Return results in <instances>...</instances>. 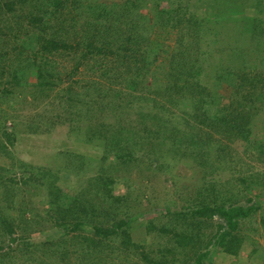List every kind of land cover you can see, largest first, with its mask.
<instances>
[{"label":"rangeland","instance_id":"rangeland-1","mask_svg":"<svg viewBox=\"0 0 264 264\" xmlns=\"http://www.w3.org/2000/svg\"><path fill=\"white\" fill-rule=\"evenodd\" d=\"M93 1L103 4L111 0ZM255 1L261 2V8L264 7V0L134 1L138 13L146 18V24L128 17V26L134 24L137 33L134 32L132 37L135 41H129L132 58L126 65L120 56L117 57L118 50L116 56L104 58L103 66L98 65L96 54L80 61L79 51L72 55L69 51L59 50L46 53L42 52L39 44H35L33 50L24 47L21 51L17 46L20 40L0 32V71L3 70L0 82L10 78L12 69H19L22 77L28 70L26 66L32 64L36 56L41 61L46 53L47 60L53 62L52 73L46 78L49 86H43L45 90L42 92L39 87L33 86L35 75L29 73V77L27 75L21 79L19 86L7 85L11 93H0V114L3 111L11 114V109L17 108L14 119L5 124L10 132L16 133L13 145L3 137L1 129L4 128L0 127V140H5L7 144L6 153H0V166L14 163V157L15 163L18 158H33L35 164L52 170L50 175L56 179L55 187L62 197L77 196L81 203L84 197L82 191L93 193V181L99 174L111 177L115 195L120 196L133 187H140L147 194L141 197V203L131 199L125 206L107 201L109 213L116 214L107 215L104 211L95 217L87 214L82 219L83 230L76 232L71 230V226L67 229L70 231H66L57 225V215L53 211L56 203L52 202L48 187L18 181V184L14 183L15 193L5 199L4 189L0 185V220L4 218V222L11 223L13 227L10 233L6 229L8 224L5 228L0 222V235L2 233L6 244L12 246L10 258L4 264H94L92 258L82 262L83 249L75 248V237L78 233L91 234L94 220L109 225L113 221L126 219V212L136 216L128 227L131 242L145 247L148 260L131 247L125 249L119 244L120 236H113L110 242L115 251L104 256L102 264H196L201 258L203 264H264V208L258 205L259 198L261 201L264 199L263 188H260L264 162L257 159L259 145L264 144V101L260 103L257 100L258 93L264 92V63L261 65L255 60L257 56L264 59V24L260 26L252 21L253 18L264 19V8L260 12L257 11L261 8L248 9L250 18L243 19V6ZM88 3L89 0H83L77 10L83 11V6ZM33 4V0H28L27 4L16 7V11L6 17L11 18L10 22L15 25L18 14L19 24L24 20L26 23L27 12H34ZM178 7L185 8L179 15L175 13ZM69 11L75 13L73 7L64 12ZM161 12H166L164 17L168 19L167 24L162 23L164 17ZM81 16L83 18L76 25L84 40H87L92 30V26L87 25L90 13L86 11ZM178 16L182 20L172 25ZM64 17L67 18L66 15ZM210 21H215V24L212 26ZM193 22L198 27L205 24L209 29L198 35ZM0 25L4 32L6 25L1 21ZM194 35L195 40H191L189 36ZM41 37L44 38L41 42H45L49 34ZM24 40L26 42L27 39L22 38V42ZM186 46L190 50L193 48V57L199 59L200 65L179 75L182 79L176 82V74L171 73L177 71L176 67L179 66L176 59ZM79 62V70L71 73ZM135 62H138V66L145 63L152 66L139 69ZM36 63L38 66L42 64ZM125 67L129 68V73L126 70L127 76L122 78L119 75L124 74ZM107 68H121L117 70L116 81L105 78L108 77L105 75ZM221 74L222 77L218 78ZM26 82L29 83L27 87ZM2 87L3 84L0 85ZM243 96L246 98L243 99ZM250 107L253 108L249 114L252 118L248 120L246 114ZM204 110L208 111L209 116L215 113L220 116L221 113L232 118L245 128V134L231 132V136L225 137L223 125L215 123L213 119L200 124L193 116L203 114ZM61 113L62 118L55 121V117ZM38 114L40 116L35 118ZM32 118L40 120L42 125L58 123L48 133L51 139L27 132L26 127ZM63 122L65 124L62 125ZM110 136L120 138L122 143H113L108 138ZM163 139L166 140L159 144ZM201 142L210 146L203 151L204 155H200L201 152L197 154L195 150ZM49 144L50 148L73 154V163L66 165L61 156L52 155L55 153L53 151H46L43 157L36 155V150L49 148ZM118 144L132 148L133 155L137 157L133 160L135 165L125 160L117 161L115 157L109 156L107 160L103 157L104 153L109 154L111 150L119 148ZM158 144L157 150L161 149V154L168 152L169 161L160 159L159 164L163 166L150 165L156 156L152 153L149 159V149L156 150ZM107 147L111 149L110 152H105ZM18 167L15 165L13 168ZM63 172H69V177H63ZM10 176L18 180L17 173ZM207 186L210 193L213 187L223 197L229 195L230 205L258 207L255 212L240 219L239 229L235 233L243 236V242L237 254L223 252L213 238L221 222L218 216L208 219L209 224L200 228L196 247L192 250L190 245L187 248L189 252L178 247L172 233L147 229L148 219H153L158 227H173L171 219L175 221L174 217L162 216V212L158 214L159 211L164 207H169L171 211L184 209L196 198L197 190ZM247 198L252 201L248 202ZM217 202L220 200L217 199ZM61 203L66 204L67 201H57L58 205ZM229 204L226 203V206ZM25 242L33 245L30 248L34 251L33 259L19 254L18 245ZM164 246L175 247L174 257L159 252L158 249ZM4 250H8V247L5 246ZM37 259L41 262H36Z\"/></svg>","mask_w":264,"mask_h":264},{"label":"trees","instance_id":"trees-1","mask_svg":"<svg viewBox=\"0 0 264 264\" xmlns=\"http://www.w3.org/2000/svg\"><path fill=\"white\" fill-rule=\"evenodd\" d=\"M134 1L137 0H121L120 2L111 0L110 2H104L103 4H98V2L89 0V3L83 6L85 8L84 10L78 11L77 6L80 5L81 2L83 3V0H33L34 4L32 6L34 12L31 11L27 12V17L25 16L27 22L24 23L25 22L24 20L23 23L21 21L19 24L18 22L19 15L14 13L16 14L17 17L14 20L15 25H12V22H10L11 18H7L6 15L15 12L16 7L27 4L28 0H0V21L4 25H6V28H4V32L1 29V25H0V32H2L3 34H10L13 39L20 40L17 46L21 49V51L23 50L24 47H28L33 50L34 49L33 46L35 44H39L42 52L52 53L53 51L59 50L62 52L69 51L68 53L72 55L73 53L78 54L79 51V55H80L79 58L81 60L88 58L89 57L88 55L96 54L95 58L98 61V65L103 66L104 58L108 55L116 56V51L118 50L119 52L117 53V57L120 56L122 58V61H124V64L126 65V63L130 61L129 59L132 58V51L129 48L130 47L129 41L134 40L132 38L133 34L137 33L134 24L128 26V23L130 21L128 17L131 16L134 19H137L138 22H142L143 24H146L145 22L146 18L138 13V8L137 5H135L136 2ZM223 2L229 3L230 1H223ZM70 7H73L75 13L73 11L64 12L66 9ZM253 8L254 9L261 8V2L258 1H255V3L248 2L246 6H243V10L245 11L243 13L244 14L243 19L250 18L249 15L251 14H249L247 11H249L248 9H253ZM262 8L261 10L258 9L257 12L263 11ZM183 9L185 8L178 7L176 8L175 13L179 15L178 13L179 12L182 13ZM86 11L90 13V18H87V20L90 21L87 22V25L92 26V30H91V36L89 35L88 39L84 40L83 36L80 33V30L77 29L76 24L78 21L81 20V18H83L81 16L82 13H85ZM165 13L166 12H161V16L164 17ZM64 15H66L67 18H65ZM215 18L221 20V18L217 16ZM190 19H193V17H190ZM190 19H185V20L189 21ZM181 20L182 19L180 18V16H178L176 18V21L173 22L172 25H175L174 23L180 22ZM252 21L260 26L264 24V19L256 20L255 18H253ZM162 23L167 24L168 19L164 17ZM193 24L194 26L197 27L198 35L204 34V31L209 29L208 26L206 27L205 24L204 27L202 26L198 27L194 22ZM210 24L213 26L215 24V21H210ZM193 28L194 27H192L191 29L193 30ZM43 34L44 35L49 34V37H47L48 39L46 38L47 41L45 42H41V40L44 39L41 37ZM195 35L189 36L190 39L195 40L194 39V37H196ZM22 38L24 39L26 38L27 43L25 42V40L22 42ZM114 45L116 46L115 49L113 48ZM185 49H183L179 53L178 59H176L179 66L176 67L177 71L175 70L171 73V74H176L174 77L176 82L182 79V77L179 75H183L184 72L188 70H193L194 67L200 65L198 63L199 59L196 58L195 56L193 57L194 55L193 48L192 50H190L189 47L186 46ZM1 56L2 54H0V57ZM37 58L38 57L36 56V58L33 60V63L28 64L26 66L28 67V70L26 71V74H23L22 77H20V73H18L19 69L16 70L12 69L9 74L10 78L4 82H0V85L2 84L4 85V87L0 88L1 89L0 93H3L4 95L11 93V90H9L7 85L11 84V85L19 86L22 82L21 79L27 77V75L29 77L30 76L29 73H33L35 75V83L33 84V86L42 88L43 86L49 85V82L46 81V78L47 75L50 76L52 73L50 69L53 62L51 63V61L47 60L48 58H46V61L42 64H39L38 66L36 63ZM173 58L171 60H173ZM255 60L256 61L258 60V62L261 65L264 63V59L262 57L257 56ZM135 63L136 66L139 65L138 62ZM245 64L248 63L246 62ZM79 65L80 62L76 67L74 65V69L71 73L77 72ZM151 66H152L151 63H145L142 66H138V68L144 69V68H149ZM34 67H36V70H34ZM244 68L245 66L242 64V69ZM118 69L121 68H111V70L107 68L105 75H107L108 77L105 78L116 81ZM255 69L256 68L254 66L253 70ZM123 70H124V74L122 75V73H120L119 75L122 78L127 76L126 70H128L129 73V68L125 67V69L123 68ZM2 71H0V76L2 75ZM196 72L198 73L197 70ZM220 77H222V74L218 76V78ZM234 77L236 79H239L236 76ZM123 80L127 81V79H123ZM241 81L242 80L240 79V82ZM238 83L239 82H236V84ZM25 84L26 87L29 85V83L27 84V82ZM263 96H264V92H259L257 95V100L260 103L264 101ZM244 98H246V96H243V99ZM239 99L240 98H238V101ZM253 104L254 103H252V105ZM45 109H50V108H45ZM251 109L253 108L252 107L248 108V112L246 114L248 120H251L252 118L249 117ZM11 110H12L11 114L5 111L1 112L0 114L1 128H6L5 127L6 122L8 120L14 119L15 117L14 113H16L14 112V110H17V108L15 109L12 108ZM219 114L220 116L217 113H215L214 116H209L208 111L204 110L203 114L199 116L194 115L193 118L200 124L206 122L209 123L210 121H212L211 119H213L215 123H219L220 125H223L222 126L224 128L223 135L225 137L231 136L230 135L232 134L231 132H233L236 135L245 134L246 130L243 126H241L238 123H235L232 118H227L221 113ZM62 115L63 113L56 116L55 121L62 118ZM39 116L40 115L38 114L35 116V118ZM54 124H58V123L54 122L53 124L42 125L40 120L35 121V119L32 118L31 123L28 124L26 130L28 133L42 134L47 138L51 139V135L48 133L54 129ZM63 124L65 123L63 122L62 125ZM192 129L194 128L192 127ZM14 134L15 132H11V136H10V134L7 131L5 132V139L11 145H13L14 143V139H15ZM85 135L90 136V134H85ZM108 138L109 140H112L113 143L115 141L117 142L121 141L120 138L115 136H110ZM164 140L166 139L161 140L159 144L162 145V142H164ZM83 141L85 142V140ZM5 142H6L5 140L3 142L2 140H0V153H6L7 151V144ZM120 143H122V141ZM159 144L158 146L155 147L156 150H153L152 148L149 149V154H150L149 159L152 158L151 155L152 153L154 156H156V158L155 159L153 158L152 161L149 160L150 165L163 166V164H159L161 161L160 159H162L164 162H167V160L169 161L167 150H166L167 153H165L164 155L160 153L161 149L159 151L157 150L159 149ZM118 145L120 149L117 147L114 150H111L107 147L105 149V152H110V150L111 152L109 154L104 153L103 157L107 160L108 157L111 156V158L115 157L117 161L125 160L128 162H132L133 165H135L133 160L137 159V157L133 155L132 148L130 147L128 149V145L127 146H122L123 144L122 145L118 144ZM50 147L51 144H49V148L39 151L36 150V152L38 153L36 155H38L39 157H43L45 156L46 151L48 153H51V151H53L55 153H53L52 155L54 156L57 155V157L61 156L60 158L66 162V165H68L69 163H73L74 160L73 154L68 152L63 153L64 151L63 149L62 150H60L59 148L53 149ZM125 147H127V150H124ZM208 147H210L208 143L201 142L199 143V145L196 147L195 150L197 151V154L201 152L200 155H204L203 151H206ZM219 149L220 146L218 150ZM223 151L224 150H221V152ZM219 155H221V153ZM11 158L12 155H10V159ZM14 159L16 162L15 157ZM257 159L264 162V144H262L261 146L259 145ZM15 162L11 163L8 166L7 165L0 166V185L4 189L3 195L5 199H7V197L15 193L14 183L18 184V181L19 182L21 181L22 183H26L30 181L36 185L48 187L47 189H49V192L52 196V202L56 203L53 209V211H55L57 215L56 223L58 226L63 227V230L66 231H70L67 230L70 226L72 231L78 232L83 230L82 228V224H84L83 217L87 214H91L93 217H95V216H100L104 211L105 214L109 215L110 211H108V207L106 204L107 201L112 200L117 203H121L122 205L125 206L126 204H128V201H130L131 199L134 200L135 203L137 202V200L138 202L140 201L141 203L142 202L141 197L147 195L145 192L141 191L140 187H136V188L133 187L130 189V191H128L127 189L126 192L120 196L115 195L114 184H113L114 181L111 179V177L108 175L102 176L101 174H99L98 176H96L95 180L93 181L94 184L93 193L82 191L84 197L81 203L79 202V198L77 196H69L67 198L66 196L65 198L62 197L59 190L55 187L56 179L54 178V176L50 175L52 170H50L47 167H44V165L35 164V159L31 158L30 160H22L18 158L17 163ZM15 165L19 166L18 167L19 170L17 168H13L15 167ZM54 169L58 170V168H54ZM59 172L61 171L59 170ZM16 173L18 176L17 177L18 180H15L13 177L10 176L11 174H16ZM63 173H64L63 177H69L70 175L69 172H63ZM251 182L254 183L253 181ZM261 183L262 185H260V188H263L262 191L264 192V174L262 175ZM249 186H252V184H249ZM218 192L219 191H215L214 188L212 187L210 193L208 186L206 188L198 189L197 190L198 194L196 198H193L188 204V206L187 207L185 206L184 209H181L180 211H171L169 207H164L163 210L159 211L158 214L162 212L161 213L162 216L172 215L174 217L175 221L171 219V223L174 222L173 227L171 228H166L163 226L158 227L153 221V219H148L147 229L150 231L157 230L159 232L172 233L176 239V243L178 247L185 250L191 245L190 249L193 250L196 247L195 243L197 242L198 236L200 235V228L202 226H205L206 224H209L208 219H212L214 216H218L221 222L218 223L219 230L216 232L213 238H215V241H217V243L220 244L223 252L227 254H237L243 242V236H241V234L239 233L238 234L235 233V231L239 229L238 227H239L240 219L249 216L250 213L255 212L258 209V207H256L255 205H251L248 207H244L240 205H230L229 203L231 202L230 201L231 198L229 197V195L223 197V195H221ZM132 194L134 197H132ZM217 199H219L220 202H217ZM259 199H260V202L258 204L259 207L264 208V199H262V201L261 198ZM59 200H66L67 203L66 204L61 203L60 205H58L57 201ZM247 201L250 202L252 201V199L247 198ZM226 203H228L229 205L226 206ZM115 214L116 212L115 213L112 212L110 215H115ZM133 217L136 218V216L126 212V219H119L117 221H113L109 225H105L103 222H101V220H97V221L94 220L93 222L90 220L93 224V229L91 234L85 233L83 235H80V233H78L77 237H75L76 240L73 243V245L74 244L77 245L75 248L83 249L82 262L85 263L86 260H90L92 258V260L94 261L92 263L94 264L104 263L102 262L103 257L107 256L108 254H113V251H115L113 250V245L110 242L113 236H120L121 239L119 244H121L125 249L131 247L132 249L137 251V253L140 254L145 260H148L147 258L148 252L145 250V247L142 245H140L141 246L140 247L138 246V244L131 242L128 227L130 226V224L133 223ZM194 218H195L194 221L193 220L190 221V219H194ZM4 220H5L4 218L3 219L1 218L0 222L6 228V225L8 223H5ZM178 220H180V222H178ZM177 225H179L178 227H180L179 230H177L178 228ZM6 229H8L10 233H12L13 232L12 224L9 223ZM42 244L45 245V243ZM5 246L8 247V250L6 251L4 250L3 252V248ZM32 246L33 245H31L29 242H25L22 245H18L19 254L23 256L26 255L27 256L26 259H33L34 251L30 250ZM11 250H12L11 244L8 243L6 244V239L3 238V235L1 233L0 264L6 263V260L10 258ZM158 250L163 255H170L171 257H174L176 252L175 247H170V246H164L159 248ZM187 252H189L188 249ZM63 255L64 254H62L61 258L63 257ZM203 256L206 257L207 255H203ZM201 260L202 258L200 260H197L196 264H203ZM35 261L38 263L41 262L39 259Z\"/></svg>","mask_w":264,"mask_h":264},{"label":"clouds","instance_id":"clouds-1","mask_svg":"<svg viewBox=\"0 0 264 264\" xmlns=\"http://www.w3.org/2000/svg\"><path fill=\"white\" fill-rule=\"evenodd\" d=\"M46 53H49V52H46ZM46 53H45V55L42 57L41 61H38L40 58H39V59L37 58V59H38V60H37L38 64H39L40 62L44 63V62L46 61V58H47ZM72 61H73V60H72ZM80 61H82V60L80 59ZM80 63H81V62H80ZM73 69H74V67H73ZM73 69H72V70H73ZM78 70H79V68H78ZM78 70H77V71H78ZM47 82H48V81H47ZM51 85H53V84H51ZM48 86H49V85H47L46 88H47ZM49 89H50V88H49ZM39 90L42 92V91L45 90V89L42 87V88H40ZM44 92H45V91H44ZM60 99H61V97H60ZM1 130H2V133H3V135H4V136H3L4 138H5V132H6V131H7V132L10 134V136H11V132H10V130H8V129H6V128L1 129ZM15 137H16V133L14 134V138H15ZM6 141H7V140H6ZM14 141H15V139H14Z\"/></svg>","mask_w":264,"mask_h":264}]
</instances>
